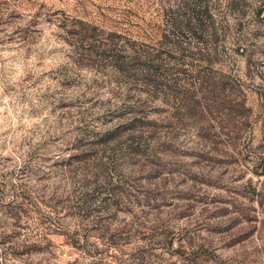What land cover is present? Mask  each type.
<instances>
[{
    "label": "rangeland",
    "instance_id": "rangeland-1",
    "mask_svg": "<svg viewBox=\"0 0 264 264\" xmlns=\"http://www.w3.org/2000/svg\"><path fill=\"white\" fill-rule=\"evenodd\" d=\"M0 264H264V0H0Z\"/></svg>",
    "mask_w": 264,
    "mask_h": 264
}]
</instances>
